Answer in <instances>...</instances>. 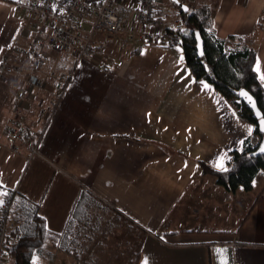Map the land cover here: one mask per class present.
I'll return each mask as SVG.
<instances>
[{
    "label": "crops",
    "instance_id": "0c3cea01",
    "mask_svg": "<svg viewBox=\"0 0 264 264\" xmlns=\"http://www.w3.org/2000/svg\"><path fill=\"white\" fill-rule=\"evenodd\" d=\"M14 1L0 0V62L27 47L43 26L52 28ZM197 4L211 8L218 37L253 39L264 84V0ZM106 36H95L94 60L48 46L40 69L25 58L20 78L0 82L2 190L18 186L15 200L38 204L47 229L59 235L87 190L88 218L66 264H108L102 259L108 252L123 264L138 254V264H264V184L231 193L203 175L199 163L225 169L230 152L255 138L254 124L212 84L196 79L181 45L140 39L119 56L125 49ZM32 73L41 88L27 89ZM57 87L64 89L60 105L41 116ZM24 90L33 101L23 105L28 132L39 141L31 159L24 146L14 153L1 136ZM198 177L204 182L196 183ZM237 200L247 206L240 202L238 210Z\"/></svg>",
    "mask_w": 264,
    "mask_h": 264
},
{
    "label": "built area",
    "instance_id": "2783aa9c",
    "mask_svg": "<svg viewBox=\"0 0 264 264\" xmlns=\"http://www.w3.org/2000/svg\"><path fill=\"white\" fill-rule=\"evenodd\" d=\"M129 1V2H128ZM185 5L188 12H193L197 0H178ZM16 8L29 10L37 19L50 22L51 30L42 27L27 47H22L11 58L0 62V82L8 77L20 78L24 73L22 61L30 59L33 71L40 69L47 62L46 48L70 51L80 59L94 60L98 51L94 46L97 34L113 36L138 34L158 35L161 43H168L175 34L182 33L185 21L181 10H175L162 4L159 0H15ZM15 63L13 64V61ZM53 76V75H52ZM26 81L27 89L41 88V80L35 73ZM64 93L62 87L52 93L48 106L40 107V115H51L60 105ZM29 93H18L11 108V116L3 125L1 136L14 153L27 149L31 159L39 153L37 137L28 132V115L24 103H32ZM19 187L8 188L0 197V264H7V236L11 229L12 211Z\"/></svg>",
    "mask_w": 264,
    "mask_h": 264
},
{
    "label": "trees",
    "instance_id": "16d2710c",
    "mask_svg": "<svg viewBox=\"0 0 264 264\" xmlns=\"http://www.w3.org/2000/svg\"><path fill=\"white\" fill-rule=\"evenodd\" d=\"M193 12L183 13L185 29L169 39V45L183 47L187 64L197 80H205L232 101L240 114L255 126V138L244 141L242 149L233 150L225 169L220 170L200 161L203 175L214 177L217 185L235 193L238 190L250 192L260 172L264 173V155L252 156L263 137L258 120L251 109L238 96V91L248 90L257 100L264 115V84L258 76L255 64L257 49L249 37L229 36L226 39L217 36L213 28L212 11L207 4H197ZM197 33L204 41V54L200 56L194 46ZM157 43V40L151 41ZM0 185V197L2 195ZM90 195L82 189L71 210V215L62 234L50 232L45 221L38 215L39 205L25 199L17 202L12 215L21 221L12 225L7 236V257L13 264H32L33 258L41 254L47 243L67 252L75 251L79 226L87 220ZM139 254L131 261L138 264Z\"/></svg>",
    "mask_w": 264,
    "mask_h": 264
},
{
    "label": "rangeland",
    "instance_id": "374dc122",
    "mask_svg": "<svg viewBox=\"0 0 264 264\" xmlns=\"http://www.w3.org/2000/svg\"><path fill=\"white\" fill-rule=\"evenodd\" d=\"M197 4V3H196ZM175 8L171 5L170 8H174L175 10L178 9V10H181L180 8L177 7V5L175 4ZM144 40V41H148V42H151V41H155L157 39H159L158 35H153L150 34L149 36H146L143 35L142 37L138 34L134 35L133 37H130L129 35H124V36H113L111 34H107L105 40H108V41H111L112 44L115 46V47H123V49H125L124 52H120L119 53V56H122L124 55V53L126 52V50H130V49H133V43L134 41H139V40ZM132 43V44H131ZM118 45V46H117ZM18 51V50H16ZM15 51V52H16ZM123 53V54H122ZM15 54V53H14ZM121 54V55H120ZM10 84H13V83H10ZM13 86V85H12ZM14 88L15 90L17 89L16 88V85H14ZM209 176V175H208ZM199 178V177H198ZM201 178H199L196 183H199L200 181L203 183L204 181L203 180H200ZM264 184V173L263 172H260V174L257 176L256 180H255V187L256 189H259V187H261L262 185ZM250 198H253L255 197V193H251L250 194ZM246 200V199H245ZM245 200H237L236 203H235V206L238 208H241L239 203L240 202H243L242 207H246L247 206V201ZM232 206V205H231ZM231 214V211L229 212ZM234 216V215H233ZM224 216H222L221 218H223ZM223 220L225 221H228V218H223ZM21 221V219L19 217H16V216H13L12 217V222L13 224H16V223H19ZM132 250H135V248H131ZM76 251H73V252H67V251H64V250H61L60 248L54 246L52 243H47L46 246H45V249L44 251L39 254V255H36L34 258H33V262L32 264H66L67 260H68V254L70 253H74ZM110 253V252H108ZM108 253L104 254V256H102V259H106L107 263L110 264L115 258H118V261L119 263H114V264H123L121 261V257H113V256H110L108 255ZM130 253V252H129ZM133 253L135 254V251H133ZM127 258V257H126ZM133 258V257H132ZM135 259V257L131 260L133 261ZM13 261L7 257V264H13L12 263ZM126 264V263H124Z\"/></svg>",
    "mask_w": 264,
    "mask_h": 264
},
{
    "label": "water",
    "instance_id": "95a60500",
    "mask_svg": "<svg viewBox=\"0 0 264 264\" xmlns=\"http://www.w3.org/2000/svg\"><path fill=\"white\" fill-rule=\"evenodd\" d=\"M172 1H174V3H176L184 13L188 12V9L186 8V6L181 4L178 0H172ZM194 49L200 56L204 54V41L201 37V34L199 33H197V36H196V44L194 46ZM238 92H239L238 96L240 97V99L246 103L245 105H247L251 109L253 117L258 120L259 130L263 135L258 145V148L252 153V156L264 155V151H262V149H264V115H263V112L259 108L256 98L248 90L242 89ZM242 93H246V95H242Z\"/></svg>",
    "mask_w": 264,
    "mask_h": 264
},
{
    "label": "snow or ice",
    "instance_id": "6c2138e0",
    "mask_svg": "<svg viewBox=\"0 0 264 264\" xmlns=\"http://www.w3.org/2000/svg\"><path fill=\"white\" fill-rule=\"evenodd\" d=\"M264 78V77H262ZM242 95H246V93H242ZM262 151H264V149H262ZM0 203H3L2 201H0ZM145 264H147V260L145 261Z\"/></svg>",
    "mask_w": 264,
    "mask_h": 264
}]
</instances>
